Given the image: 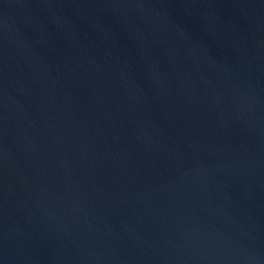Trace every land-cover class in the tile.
<instances>
[{
  "label": "water",
  "instance_id": "obj_1",
  "mask_svg": "<svg viewBox=\"0 0 264 264\" xmlns=\"http://www.w3.org/2000/svg\"><path fill=\"white\" fill-rule=\"evenodd\" d=\"M0 264H264V0H0Z\"/></svg>",
  "mask_w": 264,
  "mask_h": 264
}]
</instances>
